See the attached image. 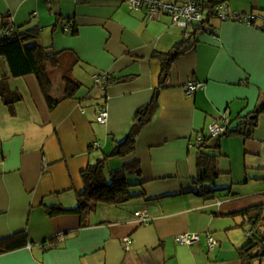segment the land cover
Listing matches in <instances>:
<instances>
[{
    "label": "crops",
    "instance_id": "crops-1",
    "mask_svg": "<svg viewBox=\"0 0 264 264\" xmlns=\"http://www.w3.org/2000/svg\"><path fill=\"white\" fill-rule=\"evenodd\" d=\"M225 6L230 19L206 24L160 89L161 63L153 56L192 31L169 15L148 21L146 10L132 11L126 0H0V39L6 23L22 32L40 28L31 45L57 55L49 70L52 96L61 100L50 110L36 77H12L0 57V242L22 243L0 254V264H244L240 250L249 239L238 214L264 207V115L252 138L208 143L219 174L207 185L210 195L199 191V152L190 146L222 118L236 130L264 104V0ZM104 74L116 82L91 88ZM66 75L82 88L62 100ZM190 82L202 84L193 97L186 95ZM154 100L136 152L107 165L113 172L139 163L140 173L129 176L135 198L100 205L85 223L78 214L50 216V209L77 208L82 173L127 138L137 112ZM103 107L105 126L96 121ZM138 211L147 212L148 223L139 222ZM182 234H200L201 243L181 245ZM208 235L219 242L213 252Z\"/></svg>",
    "mask_w": 264,
    "mask_h": 264
},
{
    "label": "trees",
    "instance_id": "trees-1",
    "mask_svg": "<svg viewBox=\"0 0 264 264\" xmlns=\"http://www.w3.org/2000/svg\"><path fill=\"white\" fill-rule=\"evenodd\" d=\"M226 1L227 0H210L208 4L203 1L202 10L205 19L201 25L189 28L192 29L190 33L191 37L174 47L172 51L168 53H157L153 56V58L158 59L161 63V74L158 86L160 89L167 85L171 67L188 51L184 50L186 44L194 40L198 33L204 31L206 24L213 18L219 17L217 9L220 6H224ZM40 33L41 29L38 27L30 28L22 32L19 31L14 24L6 23L0 39V57L7 63L12 77L35 76L46 97L50 110H53L61 100L54 99L52 96L53 83L49 69L57 66L58 60L57 55H52L46 48L38 45H31L32 42L40 37ZM72 33L76 34L74 31ZM213 35L217 36V34L214 33ZM97 77L106 79V88L110 83L116 82V80H113L106 74L97 75ZM64 80L65 94L62 100L74 98L76 93L82 88V84L72 80L69 75H66ZM94 81L96 83L95 78ZM157 107L158 101L154 100L152 103L140 109L135 116L133 126L127 138L119 143L109 156H105L95 164L90 165L82 173L84 191L78 198V206L76 209L68 210L58 207L50 209L48 214L52 217L57 215L78 214L85 223L87 216L100 205L119 207L134 199L135 196L131 193L132 185L129 182V176L140 173L139 163H127L123 168L109 173V176H107L105 170L111 158H127L136 152L138 138L144 128L151 123ZM261 115H264V104L260 105L258 110L254 112L253 115H250L236 130H230L228 128L229 124H227V133L215 140L218 142V140L231 135H242L245 138H252ZM203 137L204 142L201 147L198 148L200 178L197 183L201 188V190H199L200 193L205 196L215 191L212 187L207 185L209 183L214 184L219 174L216 169V157L207 152V150H209L208 143L214 139L206 135H203ZM217 142L213 146L214 150L219 148ZM238 215L244 220L242 228L246 230L249 239L245 247L240 250L241 256L244 264H251L248 260L253 261L255 258L251 256V251L258 244L255 241L260 234L264 235V233L260 231V229L264 227V207L249 208L241 211ZM250 233L252 234L249 235ZM53 244H57V241L54 240ZM20 246H22V243L20 244L18 242L17 244L5 245L3 247V243L0 242V254L19 248Z\"/></svg>",
    "mask_w": 264,
    "mask_h": 264
},
{
    "label": "built area",
    "instance_id": "built-area-1",
    "mask_svg": "<svg viewBox=\"0 0 264 264\" xmlns=\"http://www.w3.org/2000/svg\"><path fill=\"white\" fill-rule=\"evenodd\" d=\"M129 8L132 11L139 12L147 11V20H159L163 15H169L173 22L179 27L189 29L192 26L201 25L205 19L204 12L202 10L203 0H177L176 2H165L164 0H126ZM218 16L220 19L227 21L230 17L227 15L226 6H220L218 9ZM243 21L242 19H240ZM255 17H249L244 20L247 23H253ZM70 29L67 27L66 32ZM214 39L220 40L219 36L213 35ZM97 85H100L103 90H106V79L95 76ZM202 88V84L197 82H190L186 89V95L188 97H193L198 90ZM109 111L106 107L99 110L96 121L98 124L105 126L109 121ZM229 120L222 118V120L212 124L209 127V136L213 139L220 138L227 133V124ZM204 142L203 135L197 137L196 141L191 143V148L198 149ZM136 217L139 222L144 224L148 223L150 220L149 215L146 211L136 212ZM250 233L249 235H251ZM62 238V235L59 237ZM202 236L200 234H182L176 237V241L185 246H193L195 244L201 243ZM126 246L130 243V239L126 238L124 240ZM207 245L209 251L213 252L218 246L219 242L212 236H207ZM126 249H128L126 247Z\"/></svg>",
    "mask_w": 264,
    "mask_h": 264
},
{
    "label": "rangeland",
    "instance_id": "rangeland-1",
    "mask_svg": "<svg viewBox=\"0 0 264 264\" xmlns=\"http://www.w3.org/2000/svg\"><path fill=\"white\" fill-rule=\"evenodd\" d=\"M91 81V80H90ZM63 86V85H62ZM91 88L95 89V87H97L96 85H94V80L91 81ZM106 174L109 176L110 171V166L106 168L105 170ZM260 231L262 233H264V227L263 229H260ZM260 231H258L259 233H261ZM257 242V246L255 248H253L252 252V257H255L253 260L254 264H264V235H259L257 240L255 241ZM248 262H252L250 260H248Z\"/></svg>",
    "mask_w": 264,
    "mask_h": 264
}]
</instances>
